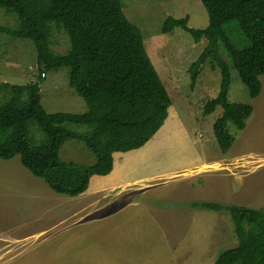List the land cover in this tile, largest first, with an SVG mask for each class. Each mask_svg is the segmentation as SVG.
Instances as JSON below:
<instances>
[{"label": "rangeland", "instance_id": "rangeland-1", "mask_svg": "<svg viewBox=\"0 0 264 264\" xmlns=\"http://www.w3.org/2000/svg\"><path fill=\"white\" fill-rule=\"evenodd\" d=\"M120 3L127 20L140 30L171 100L161 128L139 150L124 155L133 167L122 179L143 180L113 192L68 197L32 176L19 156L0 159V264H213L221 251L236 245L232 222L224 211L193 208L192 203L264 209V75L259 96L251 98L230 70L229 102L250 105L253 111L244 130L228 124L235 141L222 154L212 130L221 108L203 115L205 103L218 93L219 71L206 63L193 86L188 72L206 41L195 43L179 28L161 33L168 17L188 16L190 28H205L208 17L200 0ZM0 25L15 28L18 21L0 8ZM51 27L50 49L65 54L67 36L55 24ZM230 39L238 48L248 45L239 31L233 30ZM219 52L228 61L222 46ZM38 77L46 112L86 111L83 99L68 86L67 68L39 76L33 44L0 34V83L25 85ZM59 153L66 162H94L77 141H66ZM129 201L131 206L121 208Z\"/></svg>", "mask_w": 264, "mask_h": 264}, {"label": "trees", "instance_id": "trees-1", "mask_svg": "<svg viewBox=\"0 0 264 264\" xmlns=\"http://www.w3.org/2000/svg\"><path fill=\"white\" fill-rule=\"evenodd\" d=\"M200 2L208 17L205 28H190L188 16L168 17L161 33L179 28L195 43L206 41L188 72L193 86L206 63L219 71L218 93L205 103L203 115L221 108L212 130L220 153L226 154L235 141L228 124L244 130L253 111L250 105L229 102L230 70L236 71L251 98L261 92L264 0ZM0 8L18 21L15 28L0 25V34L33 44L39 76L67 68L68 86L86 105L79 114L48 113L41 104L42 78L25 85L0 83V159L19 156L22 167L51 191L77 197L87 190L91 177L111 173L114 153L138 150L155 135L167 118L170 97L140 30L127 20L120 0H0ZM51 24L68 38L65 54L50 49ZM233 30L248 41L246 47L238 48L231 41ZM71 126L88 130L80 133ZM69 140L82 143L94 162L85 166L62 160L60 149ZM192 207L224 211L232 222L236 245L221 251L213 264H264L263 208L213 202L192 203Z\"/></svg>", "mask_w": 264, "mask_h": 264}, {"label": "crops", "instance_id": "crops-1", "mask_svg": "<svg viewBox=\"0 0 264 264\" xmlns=\"http://www.w3.org/2000/svg\"><path fill=\"white\" fill-rule=\"evenodd\" d=\"M139 150V149H138ZM125 153L117 152L113 154V167L110 174L106 176H93L90 179V185L88 186L87 192L85 195H88L90 192H100V193H108L118 190L119 187L127 186L128 183L133 182H142L143 177L139 178L138 180L134 179H122L123 174L126 171H129L133 165L132 163H128L125 159ZM197 163V162H196ZM195 164V163H193ZM148 179V178H147ZM146 179V180H147ZM93 182L95 184H93ZM148 182H151L148 180ZM152 190V189H151ZM225 205V204H223ZM131 206L130 201L126 204H123L121 208H125Z\"/></svg>", "mask_w": 264, "mask_h": 264}]
</instances>
